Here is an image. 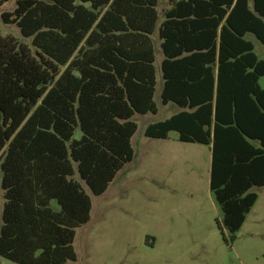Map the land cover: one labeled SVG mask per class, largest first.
I'll use <instances>...</instances> for the list:
<instances>
[{"label": "trees", "instance_id": "trees-1", "mask_svg": "<svg viewBox=\"0 0 264 264\" xmlns=\"http://www.w3.org/2000/svg\"><path fill=\"white\" fill-rule=\"evenodd\" d=\"M161 1L15 0L1 14L33 52L0 35V258L77 261L91 196L135 157L134 116L158 113L156 30L159 99L181 111L144 135L211 146L210 191L234 243L264 188V60L248 39L264 46V0H163L162 19Z\"/></svg>", "mask_w": 264, "mask_h": 264}, {"label": "rangeland", "instance_id": "rangeland-1", "mask_svg": "<svg viewBox=\"0 0 264 264\" xmlns=\"http://www.w3.org/2000/svg\"><path fill=\"white\" fill-rule=\"evenodd\" d=\"M166 7L162 0L158 7L161 19ZM14 8L15 0L0 6V35L33 52L19 29L1 20L2 13ZM248 39L257 57L264 60V46L252 36ZM153 42L158 113L134 116L135 157L103 195L91 196L90 220L76 230L77 261L72 264H264V188L251 190L258 200L234 243H226L222 215L210 191L211 146L180 143L175 133L168 140L145 137L147 126L181 111L174 104L160 102L158 30ZM260 85L264 88V78ZM80 138L77 130L74 139ZM50 207L59 211L55 202ZM0 264L14 263L0 258Z\"/></svg>", "mask_w": 264, "mask_h": 264}]
</instances>
